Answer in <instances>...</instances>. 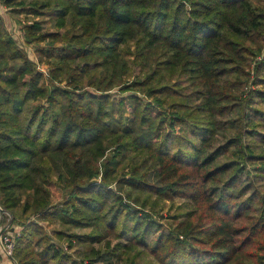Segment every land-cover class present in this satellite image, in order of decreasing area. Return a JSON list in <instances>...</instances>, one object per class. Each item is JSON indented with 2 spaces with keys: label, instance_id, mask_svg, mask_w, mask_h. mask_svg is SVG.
I'll use <instances>...</instances> for the list:
<instances>
[{
  "label": "trees",
  "instance_id": "obj_1",
  "mask_svg": "<svg viewBox=\"0 0 264 264\" xmlns=\"http://www.w3.org/2000/svg\"><path fill=\"white\" fill-rule=\"evenodd\" d=\"M0 4L16 264H264V0Z\"/></svg>",
  "mask_w": 264,
  "mask_h": 264
},
{
  "label": "rangeland",
  "instance_id": "obj_2",
  "mask_svg": "<svg viewBox=\"0 0 264 264\" xmlns=\"http://www.w3.org/2000/svg\"><path fill=\"white\" fill-rule=\"evenodd\" d=\"M9 10L10 9H7V11H6V15H7L6 16L7 17V23L6 24L9 28V30L12 32V34L17 39V41H19L21 45L22 44L24 45L22 26H23V24L30 22L31 19L29 21L27 18H25V16L19 15V14H14V13L10 12ZM43 19L46 20L45 18H43ZM45 27H46V30H54L55 29L53 23L52 24L46 23V21H45ZM24 47L29 52L30 57L34 60H37L34 46H27L25 44ZM253 66H254V64H252V67ZM252 75H253V72H252ZM125 104H126V107L128 110L125 112V115H129V113L131 111L130 103H129V101H126ZM121 112H122V108H119V107L114 108L113 112L111 109L112 117H114V120L117 121L121 117V115H122ZM47 228H48V230H52L53 229L52 224L49 225ZM17 229L19 230V228H17ZM78 256H80V255L78 254Z\"/></svg>",
  "mask_w": 264,
  "mask_h": 264
},
{
  "label": "crops",
  "instance_id": "obj_3",
  "mask_svg": "<svg viewBox=\"0 0 264 264\" xmlns=\"http://www.w3.org/2000/svg\"><path fill=\"white\" fill-rule=\"evenodd\" d=\"M7 9H8L7 7H5V6L0 4V13L3 15L6 23H7V17H6L7 16L6 15ZM7 28H8V26H7ZM4 215H8L10 217L9 221H7V222L4 221ZM12 221L13 220L11 219V214L9 212L0 210V230L3 229V228H6L7 226L10 228V225L12 224ZM17 228L18 227H16L15 229L18 230ZM0 264H16L15 260L13 259V257L8 255L3 250V247H2L1 243H0Z\"/></svg>",
  "mask_w": 264,
  "mask_h": 264
},
{
  "label": "built area",
  "instance_id": "obj_4",
  "mask_svg": "<svg viewBox=\"0 0 264 264\" xmlns=\"http://www.w3.org/2000/svg\"><path fill=\"white\" fill-rule=\"evenodd\" d=\"M40 69L47 73L45 68L40 67ZM0 243L2 244L3 250L8 255L12 256L16 243V235L10 231L8 226L5 228L4 232L0 234Z\"/></svg>",
  "mask_w": 264,
  "mask_h": 264
},
{
  "label": "water",
  "instance_id": "obj_5",
  "mask_svg": "<svg viewBox=\"0 0 264 264\" xmlns=\"http://www.w3.org/2000/svg\"><path fill=\"white\" fill-rule=\"evenodd\" d=\"M0 210H1V211H5V210L2 209L1 206H0ZM4 230H5V228L1 229V230H0V234H1L2 232H4Z\"/></svg>",
  "mask_w": 264,
  "mask_h": 264
}]
</instances>
